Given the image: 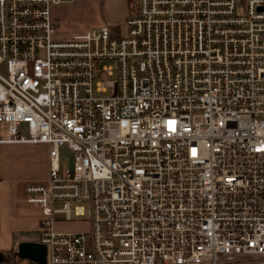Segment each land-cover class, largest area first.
<instances>
[{
  "label": "built area",
  "instance_id": "built-area-1",
  "mask_svg": "<svg viewBox=\"0 0 264 264\" xmlns=\"http://www.w3.org/2000/svg\"><path fill=\"white\" fill-rule=\"evenodd\" d=\"M74 1L0 0V143L47 147V263L264 264V0H137L125 33L60 38Z\"/></svg>",
  "mask_w": 264,
  "mask_h": 264
},
{
  "label": "crops",
  "instance_id": "crops-1",
  "mask_svg": "<svg viewBox=\"0 0 264 264\" xmlns=\"http://www.w3.org/2000/svg\"><path fill=\"white\" fill-rule=\"evenodd\" d=\"M62 6L55 5L53 10L57 21ZM134 11L136 8L130 14ZM108 25L115 33H122L119 26ZM46 174L47 147L44 144L0 143V250L16 248L24 240L39 241L43 209L28 201L26 185L29 181L43 180ZM58 222V230H80L61 227Z\"/></svg>",
  "mask_w": 264,
  "mask_h": 264
},
{
  "label": "rangeland",
  "instance_id": "rangeland-1",
  "mask_svg": "<svg viewBox=\"0 0 264 264\" xmlns=\"http://www.w3.org/2000/svg\"><path fill=\"white\" fill-rule=\"evenodd\" d=\"M238 13L245 10L247 0H240ZM137 0H75L71 3L63 4L58 12L57 36L70 38L73 34L80 30H84L93 26H99L104 23L113 26H119L123 33L127 29V17L130 11L137 8ZM55 11V6H53ZM118 31H121L119 30ZM62 164L71 166L73 164V154L67 148L62 150ZM62 202L58 203L61 206ZM64 213H60L59 217H64ZM61 227H70L71 229H83L88 226L84 221H64L58 222ZM17 248L3 251L4 258L2 264H15L17 260ZM17 252V255H15Z\"/></svg>",
  "mask_w": 264,
  "mask_h": 264
},
{
  "label": "water",
  "instance_id": "water-1",
  "mask_svg": "<svg viewBox=\"0 0 264 264\" xmlns=\"http://www.w3.org/2000/svg\"><path fill=\"white\" fill-rule=\"evenodd\" d=\"M17 260L15 264H27L25 260H35L36 264L47 263V246L40 241L24 240L18 244ZM4 258L3 252L0 251V261Z\"/></svg>",
  "mask_w": 264,
  "mask_h": 264
},
{
  "label": "trees",
  "instance_id": "trees-1",
  "mask_svg": "<svg viewBox=\"0 0 264 264\" xmlns=\"http://www.w3.org/2000/svg\"><path fill=\"white\" fill-rule=\"evenodd\" d=\"M15 255H17V252H15ZM0 264H2V262L0 261Z\"/></svg>",
  "mask_w": 264,
  "mask_h": 264
}]
</instances>
